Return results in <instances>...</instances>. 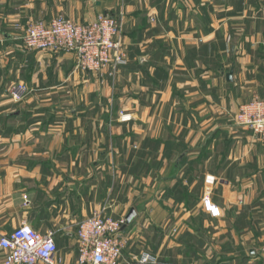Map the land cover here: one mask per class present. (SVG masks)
Returning a JSON list of instances; mask_svg holds the SVG:
<instances>
[{"label":"crops","instance_id":"0c3cea01","mask_svg":"<svg viewBox=\"0 0 264 264\" xmlns=\"http://www.w3.org/2000/svg\"><path fill=\"white\" fill-rule=\"evenodd\" d=\"M100 14L122 19L114 76L20 41L34 22ZM255 99L264 0H0V236L52 232L57 264H75L83 219L133 209L118 264H264V140L235 123Z\"/></svg>","mask_w":264,"mask_h":264},{"label":"built area","instance_id":"2783aa9c","mask_svg":"<svg viewBox=\"0 0 264 264\" xmlns=\"http://www.w3.org/2000/svg\"><path fill=\"white\" fill-rule=\"evenodd\" d=\"M20 41L27 51L70 53L75 56L76 69L82 73L110 76L127 64L122 45V19L110 14H100L88 24H76L63 17L48 22L37 21L22 29ZM24 89L15 90V95ZM18 97V96H17ZM131 117L121 115V122ZM236 126L251 131L264 140V101L255 99L239 107ZM203 206L212 217L218 210L208 198ZM104 209L93 211L77 227L78 259L75 264H118L124 245L120 237L124 219L107 216ZM3 264H57V245L52 232L43 235L27 223L0 236ZM264 259V248L261 250ZM137 262V261H136ZM139 264H155L144 255Z\"/></svg>","mask_w":264,"mask_h":264},{"label":"rangeland","instance_id":"374dc122","mask_svg":"<svg viewBox=\"0 0 264 264\" xmlns=\"http://www.w3.org/2000/svg\"><path fill=\"white\" fill-rule=\"evenodd\" d=\"M119 119L121 120V117H120ZM207 182H208V181H206V183H207ZM204 193H205V194H203V195H202V198H201L202 204L204 203V199H205V198H208L209 200H211V197H210L211 192L208 190V187H206V190L204 191ZM210 202H211V201H210ZM204 209H205V207H204ZM205 211H206V210H205ZM206 212H207V211H206ZM208 213H209V212H208ZM209 214H210V213H209ZM210 216H211V215H210ZM211 217H212V216H211ZM125 224H126V221H125ZM123 227H124V226H123ZM123 227H122V229H123ZM120 237H121V236H120ZM123 242H124V241H123ZM144 255H149V254L144 252L140 257L136 258L135 261H137V262H136L137 264H139L138 261H139L140 258L143 257ZM155 262L157 263L156 260H155ZM156 263H155V264H156Z\"/></svg>","mask_w":264,"mask_h":264},{"label":"water","instance_id":"95a60500","mask_svg":"<svg viewBox=\"0 0 264 264\" xmlns=\"http://www.w3.org/2000/svg\"><path fill=\"white\" fill-rule=\"evenodd\" d=\"M230 77H231V74L227 75V78H230ZM134 217H135V211L133 209H131L130 212L128 213V215L126 216V224L124 227L129 225L132 222Z\"/></svg>","mask_w":264,"mask_h":264},{"label":"trees","instance_id":"16d2710c","mask_svg":"<svg viewBox=\"0 0 264 264\" xmlns=\"http://www.w3.org/2000/svg\"><path fill=\"white\" fill-rule=\"evenodd\" d=\"M127 65V64H126Z\"/></svg>","mask_w":264,"mask_h":264}]
</instances>
